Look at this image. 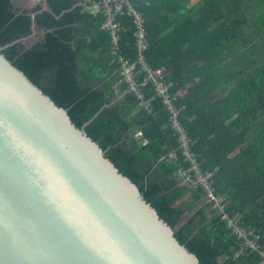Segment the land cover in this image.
Here are the masks:
<instances>
[{
  "label": "trees",
  "instance_id": "trees-1",
  "mask_svg": "<svg viewBox=\"0 0 264 264\" xmlns=\"http://www.w3.org/2000/svg\"><path fill=\"white\" fill-rule=\"evenodd\" d=\"M45 1L0 0L6 58L98 143L199 264H260L255 252L234 257L239 242L217 210L178 180L184 162L162 101L149 112L117 85L118 57L136 56L131 19L118 18L115 48L92 10L99 0ZM131 2L146 19L149 63L167 69L174 91L188 88L180 119L227 213H239L264 250V0ZM32 21L42 35L27 48Z\"/></svg>",
  "mask_w": 264,
  "mask_h": 264
},
{
  "label": "water",
  "instance_id": "water-1",
  "mask_svg": "<svg viewBox=\"0 0 264 264\" xmlns=\"http://www.w3.org/2000/svg\"><path fill=\"white\" fill-rule=\"evenodd\" d=\"M6 47L0 264H199L98 143L6 58Z\"/></svg>",
  "mask_w": 264,
  "mask_h": 264
},
{
  "label": "built area",
  "instance_id": "built-area-1",
  "mask_svg": "<svg viewBox=\"0 0 264 264\" xmlns=\"http://www.w3.org/2000/svg\"><path fill=\"white\" fill-rule=\"evenodd\" d=\"M94 5L102 14V28L108 31L115 48L119 40L118 18L126 16L132 21L136 56L132 62L118 57L120 80L117 85H123L125 87L123 93L134 96L140 107L149 112H152L153 104L157 99L162 101L169 115L172 132L177 136L184 162L177 169L178 180L190 190H202L205 203L217 210L220 220L226 223L231 235L239 242L234 253L235 258L246 252H255L260 257V264H264V250L261 248L259 235L254 229L241 225L239 213L232 216L227 213L226 198L218 194L214 187V171L203 168L200 155L194 151L196 141L192 139L188 129L181 122L182 110L179 103L188 95V88L174 91L175 85L168 80L167 69L165 67L155 69L149 63L150 42L144 14L137 10L131 0H99ZM148 91H153L155 96L149 98ZM172 156L176 157V153Z\"/></svg>",
  "mask_w": 264,
  "mask_h": 264
},
{
  "label": "rangeland",
  "instance_id": "rangeland-1",
  "mask_svg": "<svg viewBox=\"0 0 264 264\" xmlns=\"http://www.w3.org/2000/svg\"><path fill=\"white\" fill-rule=\"evenodd\" d=\"M14 2L19 5V6H24V7H30L33 6L35 3L40 2L43 5L44 1L43 0H14ZM46 5V4H45ZM42 32L41 30L36 29L35 26H33L32 33L30 36L26 37L23 41L26 45L27 48L31 47V44L34 42L38 41L41 38Z\"/></svg>",
  "mask_w": 264,
  "mask_h": 264
},
{
  "label": "crops",
  "instance_id": "crops-1",
  "mask_svg": "<svg viewBox=\"0 0 264 264\" xmlns=\"http://www.w3.org/2000/svg\"><path fill=\"white\" fill-rule=\"evenodd\" d=\"M43 1H44V3H43L44 6H43V7L47 6L46 1H45V0H43ZM45 4H46V5H45ZM92 10H93V12H97V11H98V8H97L95 5H93V6H92ZM118 91H119V90H116V93H118ZM172 157H173V156H172ZM204 203H205V201L202 200L201 203H200V205H202V204H204Z\"/></svg>",
  "mask_w": 264,
  "mask_h": 264
}]
</instances>
